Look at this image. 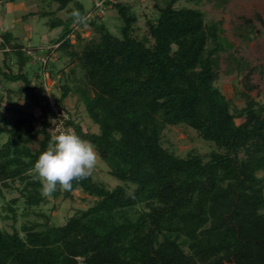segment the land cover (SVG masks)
I'll return each mask as SVG.
<instances>
[{"label": "trees", "instance_id": "trees-1", "mask_svg": "<svg viewBox=\"0 0 264 264\" xmlns=\"http://www.w3.org/2000/svg\"><path fill=\"white\" fill-rule=\"evenodd\" d=\"M51 1L57 10L73 5L65 19L46 24L61 27L58 48L65 49L66 64L75 59L80 71L76 77L69 67L56 101L66 109L63 100L76 96L98 133L70 123L122 185L109 189L90 176L74 182L71 192L58 190L53 196L81 190L94 198L62 225L35 211L46 197L32 168L51 140L42 76L38 72L31 85L23 72L31 58L8 33L2 35L12 48L3 55L17 71L0 67V77L19 80L25 100L39 109L35 115L0 101V135L6 136L0 145L2 218L15 222L21 202L22 215L34 213L43 221L23 223L20 230L0 228V264H264V104L244 94L245 106L231 109L215 86L213 56L223 50L219 29L207 25L202 12L167 0L137 37L130 6L114 2L108 3L120 21L114 36L98 19L86 21L81 3ZM75 27H92L98 38L76 51L69 38L75 33L80 41ZM53 69L46 62L43 71L50 76ZM9 112L16 115L10 127ZM179 124L215 148L174 156L160 139L166 126ZM8 189L18 197L5 201Z\"/></svg>", "mask_w": 264, "mask_h": 264}, {"label": "rangeland", "instance_id": "rangeland-1", "mask_svg": "<svg viewBox=\"0 0 264 264\" xmlns=\"http://www.w3.org/2000/svg\"><path fill=\"white\" fill-rule=\"evenodd\" d=\"M36 3L39 13H46L43 19H39L38 30L32 35L31 50L39 58H48L47 62H54L56 59H61L58 66L53 69V74L48 76L45 72L44 83L47 87V93L55 99L59 97V86L65 80V71L73 66L76 77L80 76L79 69L75 66V59L70 60L62 53L56 54L58 47H49L42 53L38 48L43 34L50 32L51 39L57 38L59 32L50 31L44 25L47 21L53 18L65 19L67 17L66 10L73 8L72 3H69L63 10H57L58 4L51 0H31ZM84 7L85 11L90 10V0H78ZM167 0H115L121 4L130 6L129 14L135 17L133 24V34L141 37L146 33V21L154 20L158 15L159 7L165 5ZM174 7H187L198 10L203 13L204 20L207 25H214L220 31V39L223 41V50L213 56V68L217 73L215 86L220 90L228 101L230 108L240 109L245 106V97L248 95L253 101L264 104V0H196L187 2L179 0L174 3ZM98 23H102L107 30L114 36H119L120 21L117 17L115 9L108 5L104 15L98 18ZM80 37L78 41L75 33L70 35V43L73 49L79 51L80 43L93 38H98L92 27H85L76 31ZM47 46V45H45ZM43 48V47H42ZM42 48H40L42 50ZM47 48V47H45ZM65 50V49H64ZM63 52V50H62ZM56 54V56L54 55ZM1 58V53H0ZM57 62V61H56ZM55 63V62H54ZM12 71L16 72L15 63H9ZM41 63L39 60L31 59L27 62L24 71L33 79V74L40 72ZM62 74V76H60ZM36 80V79H35ZM9 98L13 107L20 109L32 110L35 115L39 114V109L31 107L29 102L25 100L24 93L21 89L15 88ZM22 91V92H21ZM44 94L42 89L40 90ZM8 104V105H9ZM67 111L72 115L76 124H82L87 132L96 129L97 125L92 124L87 117L83 106L77 101L76 96L70 97L64 105ZM16 115L12 112L7 114V124L10 127ZM242 119H236L239 124ZM36 127H39L38 122H34ZM94 125V126H93ZM6 140L5 134L0 135V145ZM163 148L168 150L176 157L184 158L189 152L199 155H206L215 147L212 143L202 140L197 132L190 127L179 124L175 126H166L161 134L160 139ZM91 177L112 189L117 185H122L121 182L108 174L106 164L98 158L96 168ZM128 190L133 188L128 185ZM4 199L8 201L18 197L16 189L3 190ZM94 198L86 195L81 190L72 192L71 197L63 198L61 195L46 197V201L38 208H35L37 213L45 214L50 221L56 225H62L68 217L78 210H83L92 205ZM21 202L15 205L16 216L15 222L11 218L3 219L5 214L2 211L3 201L0 200V228L6 231H11V225L17 230L23 223L26 222H42L43 217L30 213L26 216L21 214Z\"/></svg>", "mask_w": 264, "mask_h": 264}, {"label": "clouds", "instance_id": "clouds-1", "mask_svg": "<svg viewBox=\"0 0 264 264\" xmlns=\"http://www.w3.org/2000/svg\"><path fill=\"white\" fill-rule=\"evenodd\" d=\"M50 131L53 133L50 143L32 168L41 183L42 194L48 198L58 190L71 192L74 182L79 183L93 174L99 158L95 145L82 139L74 129Z\"/></svg>", "mask_w": 264, "mask_h": 264}, {"label": "crops", "instance_id": "crops-1", "mask_svg": "<svg viewBox=\"0 0 264 264\" xmlns=\"http://www.w3.org/2000/svg\"><path fill=\"white\" fill-rule=\"evenodd\" d=\"M79 2L78 0H75ZM91 2V0H90ZM80 3V2H79ZM92 4V3H91ZM83 6V5H82ZM84 8V7H83ZM85 10V9H84ZM44 15V14H43ZM43 19L42 13H39V9L36 6V3L31 0H8V1H2L0 2V36L8 33L11 36V41L15 42L17 44H21L23 46H31V40H32V35H34L35 31L38 30L39 26V19ZM44 25L48 28L50 31H55L59 32L61 31L60 26H55L53 28H49L46 23ZM59 33H57L59 35ZM52 37H50V32L43 34L42 38L40 40L39 47L38 48L40 51L38 52H44L45 50H41L40 48H45V47H54L56 48L55 45L59 44L56 43V39L52 40ZM47 45V46H45ZM58 47V46H57ZM63 50V52H62ZM62 53V55H65V50L63 48H58L56 49L55 53ZM56 54H54L56 56ZM8 57H5L3 54H1L0 58V67H2L3 70H6V67L9 66V63H13L14 60L8 61ZM61 59H56V61L52 62L55 66H58V62H60ZM6 61V62H5ZM29 61V60H28ZM27 61V62H28ZM25 63L23 67V72L26 74L24 71L25 66L27 64ZM7 65V66H6ZM10 67V66H9ZM12 70V67H10ZM66 69H63V72H65V75L67 74L68 71H65ZM15 73V72H14ZM37 73L33 74V79L31 77H28L29 80H31V85L35 83V79L37 77L35 76ZM62 76V74L60 75ZM67 76V75H66ZM38 81V80H37ZM22 83L19 80L16 81H6L0 77V101L4 105H11V101L9 100L8 97L15 92V88L20 89V86ZM72 94H68V96L63 100V104L65 105L67 101L70 99ZM74 96V95H72ZM75 97V96H74ZM9 104V105H8ZM93 124V123H92ZM79 127L81 128L82 132H87L86 127L82 124H78ZM94 126V125H93ZM95 129L92 130L90 133L97 134L98 130L96 127Z\"/></svg>", "mask_w": 264, "mask_h": 264}, {"label": "built area", "instance_id": "built-area-1", "mask_svg": "<svg viewBox=\"0 0 264 264\" xmlns=\"http://www.w3.org/2000/svg\"><path fill=\"white\" fill-rule=\"evenodd\" d=\"M115 0H92V5L90 10L86 11L85 13V20L86 21H90V20H94V19H98L101 18L107 7H108V3H114ZM79 29V27H75L74 30L77 31ZM81 29V28H80ZM59 44L55 45L56 47ZM47 48H42V50L48 49ZM12 51V48L5 44L2 36H0V53L4 54V53H10ZM21 51L28 56L31 59H37L40 61L41 65H42V71H40L41 73V86H42V91L44 94V90H45V95H42L41 92L40 94L42 96H44V100L42 101V105L45 106L48 110V116L46 118V122L48 124L46 131L47 133L52 136V131H50L51 129H59V130H63V129H67V128H72L74 129V126L70 123L73 121L74 123V119L73 117L66 111V109H64L55 99L50 97V94L47 93V87L44 83L45 77H48L45 75V72L43 71L44 66L48 60V58L46 57L45 59L43 58H39L38 56H36L32 50L31 47L28 46H23L21 48ZM48 75V74H47ZM64 114V116H66L67 118L65 119L64 116H62ZM61 120V122L59 124H53V121H56L57 123Z\"/></svg>", "mask_w": 264, "mask_h": 264}]
</instances>
